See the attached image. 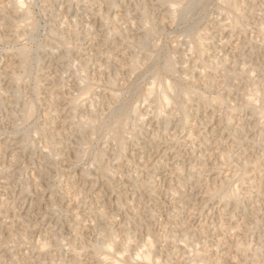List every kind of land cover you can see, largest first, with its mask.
I'll use <instances>...</instances> for the list:
<instances>
[{
    "label": "rangeland",
    "instance_id": "obj_1",
    "mask_svg": "<svg viewBox=\"0 0 264 264\" xmlns=\"http://www.w3.org/2000/svg\"><path fill=\"white\" fill-rule=\"evenodd\" d=\"M220 1L187 9L179 0H0V264H86L100 241L101 217L122 244L130 240L136 248L123 264H136L130 258L148 240L162 249V257L154 253L162 264H264V0H231L242 15L237 26ZM18 3L25 8L19 15ZM192 33L209 46L203 58L189 45ZM135 55L144 63L134 72ZM168 56L179 72L165 81L201 90L209 100L217 96L222 107L190 102L187 125L174 105L163 112L153 104L146 93ZM19 69L17 87L9 80ZM250 94L258 110L244 105ZM27 102L34 105L29 119ZM124 107L125 148L111 140L116 110ZM38 244L46 245L45 254ZM167 252L176 259L165 262Z\"/></svg>",
    "mask_w": 264,
    "mask_h": 264
},
{
    "label": "bare ground",
    "instance_id": "obj_2",
    "mask_svg": "<svg viewBox=\"0 0 264 264\" xmlns=\"http://www.w3.org/2000/svg\"><path fill=\"white\" fill-rule=\"evenodd\" d=\"M85 1V0H84ZM173 1H176V0H173ZM179 1H181V4H182V2H184V3H186V5H187V9H189L190 7H194L197 3H199L201 0H179ZM222 1V2H221ZM220 2L221 3H223V5L228 9V11L229 12H231V13H233V15H234V17H235V21H234V26H237V25H239L240 24V19H241V12L239 13L238 12V7L236 8L235 6H234V2H232L231 0H221ZM170 2V1H169ZM17 3V2H16ZM19 3H22L23 4V2H19ZM18 3V5H17V7H15V9H14V11H13V13L14 14H17V15H19V14H21V13H23L22 12V10H21V8H24V6H21L20 4ZM168 3V2H167ZM173 3V2H172ZM171 3V4H172ZM176 3V2H175ZM177 3H178V0H177ZM180 4V3H179ZM206 4V3H205ZM14 6H15V4H14ZM172 6H173V4H172ZM176 6V5H175ZM204 6V5H203ZM237 6V5H236ZM199 7V6H198ZM4 8V10H5V7H3ZM174 8H176V7H174ZM225 8V9H226ZM245 8V7H244ZM8 9V8H7ZM6 9V10H7ZM13 9V8H12ZM25 9V8H24ZM23 9V10H24ZM27 10V9H26ZM30 10V9H29ZM173 10V11H172ZM172 10H170V11H172V12H170L169 11V13H172L173 15H174V9H172ZM3 11V10H2ZM2 11H1V13H2ZM21 11V12H20ZM28 11V10H27ZM27 11H25V13L27 12ZM224 11V10H223ZM5 12V11H4ZM8 12V11H7ZM7 12L5 13V14H7ZM12 13V12H11ZM11 13H10V15H11ZM12 13V14H13ZM30 14V12H27V14ZM177 13V12H176ZM218 13H219V11H218ZM231 13H229V14H231ZM255 13V12H254ZM253 13V14H254ZM256 13H257V11H256ZM28 14V15H29ZM171 14V15H172ZM225 14V13H224ZM10 15H8V17H10ZM27 15V16H28ZM200 15V14H199ZM216 15V14H215ZM4 16V15H3ZM7 16V15H6ZM24 16V15H23ZM26 16V15H25ZM170 16V15H169ZM207 16V15H206ZM225 16V15H224ZM231 16V15H230ZM2 17V16H1ZM5 17V16H4ZM4 17H2V18H4ZM7 17V18H8ZM13 17V16H12ZM18 17V16H17ZM30 17V16H29ZM187 17V16H186ZM28 18V17H27ZM176 18V17H175ZM5 19V18H4ZM10 19V18H9ZM160 19V18H159ZM3 20V19H2ZM234 20V19H233ZM10 21V20H9ZM227 21H228V18H227ZM1 23V22H0ZM10 23V22H9ZM9 25H12V24H9ZM166 25V24H165ZM5 26V25H4ZM93 26V25H92ZM144 26H147V25H144ZM150 26V25H149ZM153 26V25H152ZM151 26V27H152ZM231 26V25H230ZM11 27V26H10ZM14 27H16V26H14ZM98 27H100V26H98ZM136 27V26H135ZM156 27V26H155ZM97 28V27H96ZM150 28V27H149ZM260 28H261V26H260ZM19 29V28H18ZM18 29H14L15 31H17ZM120 29V28H119ZM145 29V28H144ZM146 29H147V27H146ZM151 29V28H150ZM6 30V29H5ZM13 30V31H14ZM148 30V29H147ZM146 30V31H147ZM197 30V29H196ZM10 31H12V29L10 30ZM14 31V32H15ZM19 31V30H18ZM135 31V30H134ZM203 31V30H202ZM148 32H149V30H148ZM150 32H151V30H150ZM154 32V31H153ZM200 32V31H199ZM206 32V31H205ZM157 33V32H156ZM153 34V33H152ZM201 33H192V35L190 36L191 38H192V41L191 42H193V46H191L192 44H189L190 45V47H192V50H194L195 52H197L198 53V55L200 54L201 56L205 53V51H206V49L208 50L209 48H207V47H209V46H207L206 47V45L207 44H205L204 42H203V39H202V36L200 35ZM218 34H219V32H218ZM146 35H148V37L150 36V34H146ZM143 36V35H142ZM141 36V37H142ZM153 36V35H152ZM133 37V36H132ZM137 37V36H136ZM144 37V36H143ZM151 37V36H150ZM140 38V37H139ZM147 38V37H146ZM188 38V37H187ZM190 38V39H191ZM94 39V38H93ZM133 39H135L134 37H133ZM18 40H19V38H18ZM138 40V39H137ZM140 40V39H139ZM139 40H138V42H139ZM226 40V39H225ZM144 41V40H143ZM206 42V41H205ZM140 43H141V41H140ZM145 43V42H144ZM188 43V42H187ZM206 43H208V42H206ZM223 43V42H222ZM175 44V43H174ZM70 45V44H69ZM182 46V45H181ZM59 47V46H58ZM185 47V46H184ZM189 47V48H190ZM82 49V48H81ZM191 50V49H190ZM222 50V49H221ZM229 50V49H228ZM233 50V49H232ZM189 52V51H188ZM191 52V51H190ZM208 53H209V51H207ZM19 54H17V56H19V58H20V60H19V58H18V62H19V64L18 65H21L22 63V65L24 66V61H26V55L28 54V52H26V50H25V48L23 49H21V50H19V52H18ZM127 53V52H126ZM128 53H129V51H128ZM133 54H136L135 52H132ZM185 53V52H184ZM207 53V54H208ZM263 53V52H262ZM131 54V53H130ZM132 54V55H133ZM192 54L194 55V53L192 52ZM222 54V53H221ZM136 55H138V54H136ZM136 55H135V58H132V63H133V67H131V68H133V71L135 72V70H139L140 68H138V64H139V62L141 63V61H139V62H137V60H136ZM149 55V54H148ZM185 55V54H184ZM212 55V54H211ZM260 55V54H259ZM147 56V55H146ZM153 56V55H152ZM170 56V55H169ZM168 56V57H169ZM195 56V55H194ZM205 56V55H204ZM204 56H202V58L204 57ZM28 57V56H27ZM132 57V56H131ZM140 57V56H139ZM149 56H147V58H148ZM167 57V58H168ZM171 57V56H170ZM170 57L168 58V60H166V58H165V60L166 61H164V64L163 65H159L160 66V71L158 72V71H156V72H158V74H155V75H157V77H155L156 78V82H155V84H153V82L151 83L152 85L149 87L150 89H148L149 90V92L147 91V93L146 94H148L147 95V98L148 99H151L152 98V100H153V104H154V101H155V103H159L158 105H161V110L163 109V112H164V110L168 107V106H171V105H174L175 107H177V111H178V113H180V118H181V120H180V122L182 121L183 122V124L185 123V124H187V123H189V112H188V105H191V104H189L190 102H192V101H194V100H196V99H199V100H202V101H204L205 103H206V106H207V104L208 105H211V104H209V103H214V105H215V103L216 104H218V109H219V104L221 105L222 104V101H221V99H219V98H217V96L214 98V99H212V100H209V98L207 99V95H206V97H205V95H204V93L200 90H195L193 87H183L184 86V84H183V86L181 87V86H177V85H180V84H177L176 83V85L175 84H173V83H171V82H169L168 80L169 79H167L166 81L164 80V75H168L169 73H175V72H179V71H176V65L174 66V64H175V62H174V64L172 63L173 61H171L170 60ZM177 57V56H176ZM207 57H209L208 55H207ZM57 58H58V56H57ZM154 58V57H153ZM156 58V57H155ZM172 58V57H171ZM196 58H198L199 60H200V58L197 56ZM222 58V57H221ZM16 59V58H15ZM176 59V58H175ZM188 59V58H187ZM206 59V58H205ZM209 60V62H210V58H208ZM256 59V58H255ZM254 59V60H255ZM28 60V59H27ZM122 60V59H121ZM145 60H147L146 59V57H145ZM150 60V59H149ZM199 60H197V61H199ZM236 60H238V58L236 59ZM257 60V59H256ZM176 61V60H175ZM200 61H202V60H200ZM199 61V62H200ZM204 61V60H203ZM215 61V60H214ZM214 61H212V62H214ZM15 62V61H14ZM14 62H13V64H14ZM127 62V61H126ZM143 62V61H142ZM152 62V61H151ZM150 62V63H151ZM159 62V61H158ZM206 62H207V60H206ZM205 61H204V63H206ZM211 62V63H212ZM29 63V62H28ZM83 63V62H82ZM130 63L131 62H128V64L130 65ZM131 63V64H132ZM144 63V62H143ZM143 63H141L142 65H143ZM215 63V62H214ZM234 63V62H233ZM12 64V63H11ZM124 64V63H123ZM126 64V63H125ZM153 64H154V62H153ZM178 64V63H177ZM184 64V63H183ZM187 64V63H186ZM185 64V65H186ZM202 65H203V63H201ZM200 64V65H201ZM141 65V66H142ZM151 65V64H150ZM196 65H197V63H196ZM199 65V67L201 68V66ZM207 65H209V64H207ZM13 66V65H12ZM16 66V65H15ZM131 66V65H130ZM129 66V67H130ZM178 66V65H177ZM182 66V65H181ZM209 66H211V65H209ZM217 66V65H216ZM9 67V66H8ZM22 67V66H21ZM143 67V66H142ZM190 67H192V66H190ZM196 67V70H197V66H195ZM204 67V66H203ZM207 66H205V68H206ZM83 68V67H82ZM152 68H153V66H152ZM158 68V67H157ZM178 68V67H177ZM182 68H184V67H182ZM199 68V69H200ZM208 68V67H207ZM214 67H212V69H213ZM219 68V67H218ZM232 68V67H231ZM18 69V68H17ZM23 69V68H22ZM25 69V68H24ZM26 69H27V67H26ZM84 69V68H83ZM82 69V70H83ZM155 69H156V67H155ZM198 69V70H199ZM215 69V68H214ZM15 70H16V68H15ZM81 70V71H82ZM86 70V69H85ZM152 70V69H151ZM180 70H181V67H180ZM184 70H186L185 68H184ZM188 70H192L191 68L190 69H188ZM194 70H195V68H194ZM201 70V69H200ZM209 70V69H208ZM216 70V69H215ZM232 70V69H231ZM12 71V70H11ZM11 71H8V73L10 72L11 73ZM18 72L20 71V69L19 70H17ZM74 71V70H73ZM80 71V72H81ZM233 71V70H232ZM13 72V76L11 75V79L9 80L10 82L12 81L14 84H16V86L17 85H20V83H21V81H22V77H24V73L23 74H21L20 72V74L21 75H16L15 74V72L14 71H12ZM84 72V71H83ZM182 72V71H181ZM185 72H188V71H185ZM217 72H218V70H217ZM82 73V72H81ZM130 73H132V72H130ZM137 73V72H136ZM154 72H152V74H153ZM208 73V72H207ZM251 73V72H250ZM254 73V72H253ZM253 73H252V75H253ZM134 74V73H133ZM179 74V73H178ZM191 74V73H190ZM215 74V73H214ZM23 75V76H22ZM77 75V74H76ZM79 76L81 75V74H78ZM88 75V74H87ZM85 73H84V75L82 76V77H85V76H87ZM176 75V74H175ZM183 75H184V72H183ZM208 75V74H207ZM210 75H213V74H209V76ZM179 76V75H178ZM185 76V75H184ZM189 76V75H188ZM187 76V77H188ZM197 76L199 77V78H203V76H206V74H205V72L202 70V71H199V72H197ZM196 76V77H197ZM217 76V75H216ZM81 77V76H80ZM81 77V78H82ZM94 77V76H93ZM92 77V78H93ZM153 77H154V74H153ZM170 77V76H169ZM168 77V78H169ZM173 77H174V75H173ZM86 78V77H85ZM185 78H186V76H185ZM184 78V79H185ZM210 78V77H209ZM82 79H84V78H82ZM81 79V80H82ZM176 80H177V78H175ZM174 79V80H175ZM188 79H189V77H188ZM188 79H187V82H188ZM191 79V78H190ZM210 79H212V78H210ZM214 79H215V77H214ZM252 79H254V78H252ZM251 79V80H252ZM25 80V79H24ZM173 80V81H174ZM175 80V81H176ZM178 80H179V77H178ZM181 80V79H180ZM193 80V79H192ZM203 82H204V79H201ZM216 80V79H215ZM86 81V80H85ZM84 81V82H85ZM182 82H183V80H181ZM190 81V80H189ZM194 81V80H193ZM201 81V82H202ZM78 82H80V79H79V81ZM87 82V81H86ZM178 82H180V81H178ZM184 82H186L185 80H184ZM197 82V81H196ZM203 82H202V84H203ZM206 82H207V80H206ZM205 82V83H206ZM250 82V81H249ZM255 82V81H254ZM82 84H83V82H81ZM90 83V82H89ZM92 83V82H91ZM100 83V82H99ZM113 83V82H112ZM112 83H111V85H112ZM252 83V82H251ZM258 83V82H257ZM82 84H80L79 83V85H81V87H82ZM86 83H84V85H85ZM189 84V83H188ZM194 84V83H193ZM211 84V83H210ZM37 85V84H36ZM154 85V86H153ZM182 85V84H181ZM190 85V84H189ZM195 85V84H194ZM193 85V86H194ZM209 85V84H208ZM208 85H206V86H208ZM185 86H187V85H185ZM210 86V85H209ZM18 87V86H17ZM94 87V86H93ZM196 87V86H195ZM259 87H261V86H259ZM36 88H37V86H36ZM83 88V87H82ZM213 88V87H212ZM255 88V87H254ZM84 89V88H83ZM85 89H88V88H85ZM84 89V90H85ZM92 88L90 87V90H91ZM197 89V88H196ZM210 89V88H209ZM216 89V88H215ZM261 89V88H260ZM19 90V89H18ZM35 90V89H34ZM212 90V89H211ZM259 90V89H258ZM263 90V89H262ZM86 91V90H85ZM92 91V90H91ZM264 91V90H263ZM88 92H89V89H88ZM88 92H86V93H88ZM94 92V91H93ZM92 92V93H93ZM96 92V91H95ZM98 92V91H97ZM252 92H254V91H252ZM251 92V93H252ZM30 93V92H29ZM83 93H85V92H83ZM256 93H258V92H256ZM37 94V93H36ZM95 94V93H94ZM253 94V93H252ZM86 95V94H85ZM84 95V97H86ZM264 95V94H263ZM89 96H90V94H89ZM92 96V95H91ZM117 96H118V94H117ZM249 96L251 97V98H249ZM248 96V98L246 97V101H243V102H245L244 103V105H246L247 106V108L248 107H251V109L252 110H255L257 107V105H256V102H255V100H257V99H255V98H253L252 96H251V94ZM115 97V96H114ZM114 97H111V99H113ZM119 97V96H118ZM82 98V97H81ZM88 99H89V97H87ZM87 98L86 99H84V101H86L87 100ZM154 98V99H153ZM210 98H212L211 96H210ZM263 98V97H262ZM110 99V100H111ZM147 99V100H148ZM245 100V99H244ZM112 101H114V99L112 100ZM112 101H111V103H112ZM117 101V100H116ZM107 102V101H106ZM106 102H104V103H106ZM115 102V101H114ZM203 102V103H204ZM224 102V101H223ZM258 103H259V101H257ZM77 103V102H76ZM152 103V102H151ZM202 103V102H201ZM203 103H202V106H203ZM261 103V102H260ZM53 104V103H52ZM108 105H110L109 103H107ZM193 104V103H192ZM74 105V104H73ZM106 105V104H105ZM116 105V104H115ZM114 105V106H115ZM196 105V104H195ZM198 105V104H197ZM213 105V106H214ZM22 106V105H21ZM112 106V105H111ZM122 106H123V104H122ZM138 106V105H137ZM157 106V105H156ZM155 106V107H156ZM162 106H163V108H162ZM262 106H263V103H262ZM75 107H76V105H75ZM106 107V106H105ZM105 107H103V109H105ZM109 107V106H108ZM118 106H116V107H114V108H117ZM134 107H136V106H134ZM139 107V106H138ZM152 107V106H151ZM154 107V106H153ZM158 107V108H159ZM164 107H166L165 109H164ZM191 107H192V105H191ZM221 107H222V105H221ZM220 107V108H221ZM264 107V106H263ZM111 108V107H110ZM169 108V107H168ZM171 108V107H170ZM261 108V107H260ZM260 108H259V112L261 111L260 110ZM26 110H25V112H23V114L25 113V119H29V118H31L32 116H33V114H34V105H33V103H30V102H27L26 103V108H25ZM112 109V108H111ZM189 109H191L190 107H189ZM207 109V108H206ZM116 110V109H115ZM133 111H131V115H133V114H137V112H138V109L137 108H133L132 109ZM159 110V109H158ZM161 110H159L158 112H160ZM167 110V109H166ZM257 110H258V108H257ZM256 110V111H257ZM263 110H264V108H263ZM23 111V110H22ZM111 111V110H110ZM110 111H109V114H111L112 112H113V114H114V110L113 111H111V113H110ZM117 112H118V114H116V115H118L119 116V118L117 119V120H115L113 123H114V125H113V123H112V125L113 126H111V127H113V132H112V136H111V140L113 141V142H117L118 144H120V146L121 147H123V145H124V134L126 133L125 132V129H126V125L128 124V120L130 119V112L129 111H127V110H125V107L124 108H119V109H117L116 110ZM190 111V110H189ZM192 111V110H191ZM36 112V111H35ZM98 112V111H97ZM96 112V113H97ZM158 112H157V114H158ZM162 112V113H163ZM166 112V111H165ZM259 112H256V114H260ZM102 113V112H101ZM133 113V114H132ZM140 113V112H139ZM169 113V112H168ZM103 114H104V112H103ZM109 114H107V115H109ZM160 114V113H159ZM173 114V113H172ZM209 114V113H208ZM253 114H255V112L253 113ZM99 115V114H98ZM100 115H102V114H100ZM99 115V116H100ZM162 115V114H161ZM261 115H263L262 113H261ZM87 116V115H86ZM113 116H115V115H113ZM112 116V117H113ZM135 116V115H134ZM136 116H138V115H136ZM160 116V115H159ZM171 116V115H170ZM194 116V115H193ZM94 117H96V116H94ZM197 117V116H196ZM259 117H260V115H259ZM91 118V117H90ZM100 118H101V116H100ZM116 118V117H115ZM164 118V117H163ZM263 118V117H262ZM261 118V119H262ZM24 119V118H23ZM102 119V118H101ZM108 119V118H107ZM112 119V118H111ZM158 119V118H157ZM161 119V118H160ZM229 120H230V118H228ZM58 120V119H57ZM88 120V118L86 119V121ZM99 120V119H98ZM106 120V119H105ZM113 120H114V118H113ZM146 120V119H145ZM197 120V119H196ZM26 121H28V120H26ZM91 121H93V120H91ZM97 122V119L95 118V120H94V123H96ZM102 121V120H101ZM165 121V120H164ZM166 121H167V119H166ZM82 122V121H81ZM84 122H85V120H84ZM83 122V123H84ZM88 122V121H87ZM87 122H86V124H87ZM99 122H100V120H99ZM107 122V121H106ZM93 122H90V120H89V123L88 124H90V125H92V124H94ZM103 123V122H102ZM102 123H99L100 125L102 124ZM108 123H110V122H108ZM229 123H230V121H229ZM253 123V122H252ZM251 123V124H252ZM261 123V122H260ZM85 124V123H84ZM104 124V123H103ZM102 124V125H103ZM250 124V125H251ZM110 125V124H109ZM188 125V124H187ZM248 125V124H247ZM87 126V125H86ZM85 126V127H86ZM183 126V125H182ZM98 127V126H97ZM46 128V127H45ZM88 128V127H87ZM86 128V129H87ZM92 128V127H91ZM94 128V127H93ZM100 129H101V127H100ZM104 129V128H103ZM249 129V128H248ZM262 129V128H261ZM89 130H90V128H89ZM95 130H96V128H95ZM98 130V129H97ZM46 131V130H45ZM86 131V130H85ZM90 131H92V130H90ZM89 131V132H90ZM111 131V130H110ZM250 131V130H249ZM47 132V131H46ZM89 132H88V134H89ZM92 133V132H91ZM111 133V132H110ZM51 134V133H50ZM128 134V133H127ZM47 135V134H46ZM108 138V137H107ZM90 139V138H89ZM216 140V139H215ZM109 141V140H108ZM214 141V140H213ZM112 143V142H111ZM214 143V142H213ZM15 144V143H14ZM119 146V147H120ZM211 146H212V144H211ZM45 148V147H44ZM123 148H125V147H123ZM47 149V148H46ZM118 149V148H117ZM54 150V149H53ZM46 151V150H45ZM48 151H50V150H48ZM201 153V152H200ZM45 154V153H44ZM48 153H46V155H47ZM152 155V154H151ZM50 156V155H49ZM57 158V157H56ZM153 158V157H152ZM150 160V159H149ZM148 160V161H149ZM155 160V159H154ZM18 161V160H17ZM243 162V161H242ZM51 165V164H50ZM106 168H108L107 166H106ZM106 168H104V169H106ZM103 169V170H104ZM110 169V168H109ZM108 170V169H107ZM107 170H105V171H107ZM109 171V170H108ZM151 171V170H150ZM107 173V172H106ZM109 173V172H108ZM244 174V173H243ZM237 175V174H236ZM47 177V176H46ZM191 177V176H190ZM41 179V178H40ZM227 179V178H226ZM225 180V179H224ZM223 180V181H224ZM219 182H221L222 183V181H219ZM228 182V181H227ZM26 184H27V182H26ZM226 183L224 182V185H225ZM35 186V185H34ZM69 186V185H68ZM213 188H214V190H215V187L214 186H212ZM220 187V186H219ZM259 187H261V186H259ZM213 188H211V189H213ZM223 188V187H222ZM254 187H252L251 189H253ZM69 189V188H68ZM73 189H75V188H73ZM92 189V188H91ZM220 189V188H219ZM260 189V188H259ZM40 190V189H39ZM208 191V190H207ZM69 192V191H68ZM210 192V191H209ZM216 192V191H215ZM211 193V192H210ZM223 193V192H222ZM234 193V192H233ZM52 194V193H51ZM212 194V193H211ZM215 193H213V195H214ZM217 194V193H216ZM216 194L214 195V196H216ZM218 194H219V192H218ZM217 194V195H218ZM227 194V193H226ZM231 194H232V191H231ZM230 194V195H231ZM227 195H229V194H227ZM237 195V194H236ZM210 196V195H209ZM223 196V195H222ZM224 196H225V194H224ZM223 196V198L224 199H228L229 197L228 196H225L224 197ZM50 197H52V196H50ZM231 197V196H230ZM233 197V196H232ZM234 197H235V195H234ZM3 199V198H2ZM49 199V198H48ZM236 199V198H235ZM49 201V200H48ZM59 201V200H58ZM222 201H224V200H222ZM128 203V202H127ZM223 203V202H222ZM225 203V202H224ZM227 203H229V202H227ZM5 204H6V202H5ZM4 205V204H3ZM2 205V206H3ZM33 205V204H32ZM5 206V205H4ZM31 206V205H30ZM29 206V207H30ZM11 207V206H10ZM6 210V209H5ZM16 212V211H15ZM101 212V211H100ZM100 212H99V214H100ZM86 213V212H85ZM102 213V212H101ZM104 211H103V215H104ZM37 214V213H36ZM98 214V215H99ZM23 215V214H22ZM98 215H96V216H98ZM101 215V214H100ZM103 215H101V216H103ZM119 215V214H118ZM10 217V216H9ZM104 217H106V216H104ZM79 218V217H78ZM94 218V217H93ZM98 218V217H97ZM181 218V217H180ZM14 219V218H13ZM16 219V218H15ZM14 219V220H15ZM25 219V218H24ZM81 219H83V218H81ZM95 219H96V217H95ZM220 219V218H219ZM8 220V219H7ZM13 220V221H14ZM97 220V219H96ZM121 220V219H120ZM142 220V219H141ZM89 221V220H88ZM92 221V220H91ZM99 221V220H98ZM113 221H115V220H113ZM4 222V221H3ZM11 222H12V220H11ZM16 222V221H15ZM118 222V221H117ZM8 223H9V221H8ZM17 223H18V221H17ZM77 223V222H76ZM92 223H94V221L92 222ZM98 223H103L102 225H103V227H101L102 229H99L98 227V229H99V231H101L100 232V241H99V243L95 246V248L93 249V252L90 254V253H88L89 255V262L88 263H91V264H123L124 263V261L126 262L128 259H129V255H128V253H130V252H128V251H130L129 249L131 248V247H133L134 245H133V243L132 242H130V240L129 241H127L126 243H128V244H125V243H123L122 244V242L120 241V240H118L116 237H115V233H114V231H113V229H112V227L111 226H109V224L106 222V218H105V220H104V218L103 217H101L100 218V222H98ZM12 225H13V223H11ZM89 224V223H88ZM2 225H4V224H2ZM11 225V226H12ZM15 225V224H14ZM22 225V224H21ZM99 225V224H98ZM97 225V226H98ZM101 225V224H100ZM212 225V224H211ZM5 226H6V224H5ZM7 226H8V224H7ZM17 226V225H16ZM16 226H15V230L17 229L16 228ZM23 226H24V224H23ZM94 226V225H93ZM116 226V225H115ZM125 226V225H124ZM124 226H120V227H122L121 229H119V230H121L122 231V236L124 235L123 234V232H124V229H123V227ZM223 226V225H222ZM4 227V226H3ZM9 227H10V225H9ZM20 227V226H19ZM22 227V226H21ZM31 227V226H30ZM89 227V226H88ZM114 227V226H113ZM119 227V228H120ZM26 227H23V229H19L18 228V230H19V232H20V230H23L24 232H26ZM38 228V227H37ZM92 228V227H91ZM95 228V227H94ZM221 228H223V227H221ZM234 228V227H233ZM233 228H232V230H233ZM5 229H6V227H5ZM12 229H13V227H12ZM114 229H117L116 227L114 228ZM123 229V230H122ZM126 229V228H125ZM219 228H217V230H218ZM224 229V228H223ZM7 230V229H6ZM11 230V229H10ZM9 230V231H10ZM32 230V229H31ZM51 230V229H50ZM90 230V229H89ZM96 230V229H95ZM127 230V229H126ZM205 230V229H204ZM220 230H222V229H220ZM97 231V230H96ZM206 231V230H205ZM15 232V231H14ZM22 232V231H21ZM51 232V231H50ZM126 232V231H125ZM129 232V231H128ZM148 232V231H147ZM199 232V231H198ZM8 234H10L9 232H7ZM16 233V232H15ZM98 233V232H97ZM119 233V232H118ZM207 233V232H206ZM13 234V233H12ZM17 234V233H16ZM22 234V233H21ZM20 234V235H21ZM128 234V233H127ZM203 234H204V232H203ZM13 235H15V234H13ZM12 235V236H13ZM82 235V234H81ZM130 235V234H129ZM168 235V234H167ZM175 235V234H174ZM242 235V234H241ZM24 236V235H23ZM63 236V235H62ZM97 236H98V234H97ZM99 236L97 237V239L99 238ZM117 236H119V235H117ZM121 236V235H120ZM150 236V235H149ZM171 236V235H170ZM176 236V235H175ZM187 236V235H186ZM15 237V236H14ZM30 237V236H29ZM39 237V236H38ZM37 237V238H38ZM53 237V236H52ZM124 237V236H123ZM130 237V236H129ZM152 237V236H151ZM167 237V236H166ZM219 237V236H218ZM16 238V237H15ZM50 238V237H49ZM48 238V239H49ZM127 239V237H124L123 239ZM154 238V237H153ZM156 238V237H155ZM39 239V238H38ZM65 239V238H64ZM131 239H132V237H131ZM157 239V238H156ZM158 239H160V238H158ZM72 240V239H71ZM122 240V239H121ZM39 241V240H38ZM67 241V240H66ZM97 241V240H96ZM97 241V242H98ZM132 241V240H131ZM136 241V240H135ZM134 241V242H135ZM146 241V240H145ZM43 242V241H42ZM95 242V241H94ZM204 242V241H203ZM230 242H231V240H230ZM236 242V241H235ZM239 242V241H238ZM63 243H64V241H63ZM110 243V245H108ZM146 243V242H145ZM173 243V242H172ZM171 243V244H172ZM237 243V242H236ZM24 244V243H23ZM46 244H48V243H46ZM54 244V243H53ZM139 244V243H138ZM143 244H144V242H143ZM194 244V243H193ZM39 245V244H38ZM68 245V244H67ZM92 245V244H91ZM136 245V244H135ZM164 245V244H163ZM168 245V244H167ZM241 245H242V243H241ZM240 245V246H241ZM36 246V245H35ZM48 246V245H47ZM50 246V245H49ZM111 246H114L115 247V249H112L111 248ZM168 246H171L170 244L168 245ZM172 246H174V244H172ZM197 246H198V244H197ZM243 246V245H242ZM140 248H141V246H139ZM159 247V246H158ZM174 247H176V249L177 250H181L182 251V249H184V247L182 246V245H175ZM34 248V247H33ZM86 248V247H85ZM134 248H135V246H134ZM133 248V249H134ZM166 248H167V246H166ZM172 248V247H171ZM245 248H246V245H245ZM244 248V249H245ZM39 249H40V254H45V252H46V245L45 244H40L39 245ZM82 249H84V248H82ZM89 249V248H88ZM132 249V250H133ZM136 249V248H135ZM142 250H143V247L141 248ZM160 249V248H159ZM164 249V248H163ZM189 249V248H188ZM187 249V250H188ZM191 249V248H190ZM199 249V248H198ZM81 250V249H80ZM90 250V249H89ZM131 250V251H132ZM141 250V252H139V253H137V251L135 252V253H133V256L135 257V258H133L132 260H131V258H130V261H132L133 263H136L137 264V262L139 261H144V263L146 264V263H150V264H162V261H161V259L159 260V257L158 258H156L155 257V255H154V253L156 254V245H155V242L154 241H152V240H148L147 241V243L145 244V249L142 251ZM162 249H160V250H158V252L160 253V251H161ZM165 250V249H164ZM172 250V249H171ZM194 250V249H193ZM203 250V249H202ZM206 250H208V249H206ZM216 250V249H215ZM241 250V249H240ZM243 250V249H242ZM247 250V249H246ZM79 251V250H78ZM81 251H83V250H81ZM138 251H140V249H138ZM168 251V250H167ZM208 251H210V250H208ZM254 251V250H253ZM128 252V253H127ZM134 252V251H133ZM157 252V253H158ZM170 252H172V251H170ZM174 252V251H173ZM172 252V253H173ZM182 252H184V251H182ZM194 252V251H193ZM198 252H202V251H198ZM198 252H197V247H196V251L194 252V253H197L198 254ZM2 253V252H1ZM48 253V252H47ZM74 253V252H73ZM79 253H80V251H79ZM84 253V252H83ZM85 253H87L86 251H85ZM166 253V252H165ZM168 253V252H167ZM177 253H179V252H177ZM207 253V252H206ZM209 253V252H208ZM212 253V252H211ZM214 253V252H213ZM216 253V252H215ZM215 253H214V255H213V257H215ZM39 254V255H40ZM169 255L168 256H166L167 257V259H166V261H165V257L163 258L164 259V261L165 262H170L171 260L173 261V259H176V258H173L172 259V257L174 256H172L170 253H168ZM188 254H190V253H188ZM72 255V254H71ZM77 255V256H76ZM75 255V260L77 259L78 260V254H76ZM83 255H85V254H83ZM160 255H161V253H160ZM166 255V254H165ZM175 255H177L176 253H175ZM200 255H201V253H200ZM203 255V254H202ZM207 255V254H206ZM210 255V254H209ZM44 256V255H43ZM65 256V255H64ZM157 256V255H156ZM193 256H195V255H193ZM199 256V255H198ZM224 256V255H223ZM236 256V255H235ZM1 257V256H0ZM74 257V256H73ZM72 257V258H73ZM161 257H162V255H161ZM204 257H205V255H204ZM204 257H202V258H204ZM209 257V256H208ZM210 257H212V256H210ZM212 257V258H213ZM44 258V257H43ZM80 258V257H79ZM193 258V257H192ZM201 258V257H200ZM212 258H210V259H212ZM219 258V257H218ZM222 258V257H221ZM24 259V258H23ZM196 259V258H195ZM209 259V260H210ZM70 260V259H69ZM208 260V259H207ZM213 260V259H212ZM211 260V261H212ZM224 260V259H223ZM67 261V260H66ZM71 261V260H70ZM87 261L88 260H86V264H88L87 263ZM176 261V260H175ZM179 262L177 263V261H176V263L177 264H179L180 263V260H178ZM196 261V260H195ZM194 260L192 261V264H195V263H193V262H195ZM220 262H222L221 264H224V262L223 261H221V260H219ZM31 262V261H30ZM79 262V261H78ZM81 262V261H80ZM131 262V263H132ZM182 262H184V261H182ZM216 262V261H215ZM175 263V262H174ZM197 263H198V261H197ZM200 263V262H199ZM208 263H209V261H208ZM73 264V263H72ZM78 264V263H77ZM82 264V263H81ZM84 264V263H83ZM141 264V263H140ZM170 264V263H169ZM181 264V263H180ZM190 264H191V262H190ZM209 264H211V263H209ZM213 264V263H212ZM215 264V263H214Z\"/></svg>",
    "mask_w": 264,
    "mask_h": 264
}]
</instances>
